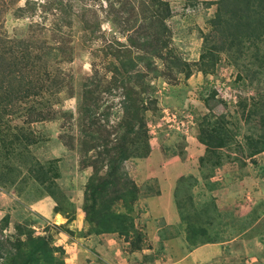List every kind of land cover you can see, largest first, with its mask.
I'll list each match as a JSON object with an SVG mask.
<instances>
[{
  "label": "rangeland",
  "instance_id": "1",
  "mask_svg": "<svg viewBox=\"0 0 264 264\" xmlns=\"http://www.w3.org/2000/svg\"><path fill=\"white\" fill-rule=\"evenodd\" d=\"M4 1L0 0L1 38L20 40L33 30L38 36L52 37L55 16L42 12L44 0H34L33 12H16L25 0L13 6ZM149 1L73 0L72 25L62 29L71 49L59 64L67 85L35 104L22 101L20 106L0 109V264H4V246L15 252L8 243L28 233L48 239L66 264V248L59 239L73 237V232L61 225V216L71 220L83 213L85 185L92 173L90 159L95 154L89 135L83 132L87 121L80 110L83 82L97 72L100 88L94 94L99 106L95 118L102 128L113 130L122 112L118 92L105 89L111 75L107 65L117 63L105 49L116 40L126 42L127 31L119 19L122 14L115 18L116 13H108V5L125 6L126 20L135 29L148 25L143 3ZM162 1L171 9L165 20V53L188 64L189 75L164 69L166 62L155 58L162 73L145 78L153 100L144 111L150 153L145 158H129L124 167L135 184L144 175H152L144 184V194L159 191L160 177L165 181L168 175L176 178L175 201L195 239L231 241L244 236L224 244L221 264H264V151L250 156L254 147L264 144V6L260 0H230L213 30L211 19L220 0ZM30 23L38 26L30 27ZM205 36L215 39V48L210 56L213 66L202 72L197 63ZM176 59L167 63L174 65ZM47 98L51 104L43 102ZM1 99L6 100L3 91ZM36 111L44 115L43 120L32 121ZM209 128H216L215 136L223 138L222 148L207 151L200 142L201 129ZM95 129L90 128L88 134H105ZM37 163L43 169L30 171ZM142 193L138 190L133 204L140 236L130 235L126 240L119 235L126 254L150 246L140 215Z\"/></svg>",
  "mask_w": 264,
  "mask_h": 264
},
{
  "label": "trees",
  "instance_id": "2",
  "mask_svg": "<svg viewBox=\"0 0 264 264\" xmlns=\"http://www.w3.org/2000/svg\"><path fill=\"white\" fill-rule=\"evenodd\" d=\"M16 1L18 0H7L2 4L9 3L8 6H13ZM229 1L218 2V8L211 19L213 30L217 29L224 14L223 6ZM242 1L249 3L251 0ZM72 2L73 0H44L41 4L44 14L51 12L55 16L51 24L53 35L50 38L47 35L38 36L34 30L30 31L27 38L20 40L10 41L0 37V91L4 92L6 98L0 100V109L20 106L22 101L35 104L44 99L45 95L55 96L67 85L65 72L59 64L64 61L63 56H66L67 50L71 49L67 47L68 34L62 29L72 25L74 17ZM260 2L264 6V0ZM108 7L109 14L116 13L115 18L118 13L122 14L119 19H123L121 22L124 24V30L127 31L126 42L116 40L105 49L117 62L110 61L107 65L111 75L105 89L109 92L115 91L114 94L118 92L122 115L113 130L102 128L99 119L95 118L99 106L97 97L94 96L100 88V80L97 79V72L88 76L83 82L80 110L87 120L83 124L84 136L89 135L93 144L90 148L95 150V154L90 159L89 166L92 167V173L85 185L82 212L85 222L90 225L91 233H117L127 240L130 235H139L133 216V204L138 198L139 189L126 171L124 162L129 158H145L150 153L144 111L151 107L153 100L148 95L150 85L145 78L149 75L156 77L162 73L155 63V58L166 62L164 69L177 70L185 76L189 75V65L180 62L173 53H165L168 51L165 20L171 15L168 3L162 0L143 3V11L147 12L149 23L141 28L137 27L138 29L128 24L125 6L116 9L115 5L110 3ZM35 8L34 0H25L24 6L17 8L16 12H33ZM262 21L264 22V19ZM31 24L30 27L38 26V23ZM154 24L155 28H153ZM155 29L157 32L154 31ZM212 38L203 37L202 51L197 63L202 72H207L213 66L210 56L212 49L215 48V39ZM40 58L41 64L37 66L36 61ZM174 58L176 63L169 65L167 60ZM136 84H140L141 88H136ZM48 101L47 98V101L43 102H47V105L51 104ZM32 108H35V105H32ZM107 114L105 113V116ZM42 118L44 115L36 111L32 121H41ZM93 126H96L95 130L104 131L105 134H88ZM216 130V128L201 129L199 140L207 151L225 145L222 137L215 136ZM111 135L113 136L110 137ZM262 151L264 144L254 147L250 151V156ZM201 160L203 161V158ZM40 168L43 169L39 163L33 164L30 171L36 173ZM55 211L58 212L57 209ZM2 220L7 221V217ZM188 229L190 238L197 240L194 230H191L190 226ZM8 245H12L11 247L16 251L13 252L4 246L6 249L4 264H65L64 259L57 256L59 249L53 247L48 239L42 236L35 237L28 233L26 238H17ZM24 247L28 249L23 250Z\"/></svg>",
  "mask_w": 264,
  "mask_h": 264
},
{
  "label": "crops",
  "instance_id": "3",
  "mask_svg": "<svg viewBox=\"0 0 264 264\" xmlns=\"http://www.w3.org/2000/svg\"><path fill=\"white\" fill-rule=\"evenodd\" d=\"M149 176L152 175H144L136 184L140 193L144 192L143 187ZM168 176L166 181L161 177L158 179V192L142 193L138 200L143 210L141 220L146 225H143V230L151 247L144 246L126 254L121 250L119 241L122 239L118 234L87 231L88 224L83 213L71 220L61 216L64 220L61 225L73 232V237L59 239L66 248V264H221L222 253L226 249L224 244L243 240L244 236L231 241L191 239L189 226L185 224L175 201L176 178Z\"/></svg>",
  "mask_w": 264,
  "mask_h": 264
},
{
  "label": "bare ground",
  "instance_id": "4",
  "mask_svg": "<svg viewBox=\"0 0 264 264\" xmlns=\"http://www.w3.org/2000/svg\"><path fill=\"white\" fill-rule=\"evenodd\" d=\"M57 219H58V218H57ZM57 219H56V220H57ZM59 219H60V218H59ZM61 222H62V221L60 220V222H59V223H61Z\"/></svg>",
  "mask_w": 264,
  "mask_h": 264
}]
</instances>
